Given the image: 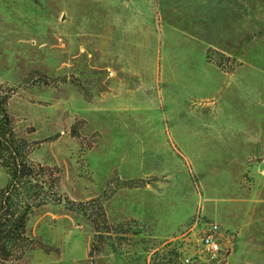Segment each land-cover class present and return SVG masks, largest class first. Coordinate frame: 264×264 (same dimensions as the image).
Wrapping results in <instances>:
<instances>
[{"label": "rangeland", "instance_id": "obj_1", "mask_svg": "<svg viewBox=\"0 0 264 264\" xmlns=\"http://www.w3.org/2000/svg\"><path fill=\"white\" fill-rule=\"evenodd\" d=\"M0 85L57 175L22 264H182L209 221L264 264V0H0Z\"/></svg>", "mask_w": 264, "mask_h": 264}, {"label": "trees", "instance_id": "obj_2", "mask_svg": "<svg viewBox=\"0 0 264 264\" xmlns=\"http://www.w3.org/2000/svg\"><path fill=\"white\" fill-rule=\"evenodd\" d=\"M5 88L0 85V167L6 175L0 186V264H22L30 243L25 221L33 207L55 194L57 175H51L49 166L27 158L28 144L14 132ZM47 174L52 176L49 181ZM102 220L106 222L104 214Z\"/></svg>", "mask_w": 264, "mask_h": 264}, {"label": "built area", "instance_id": "obj_3", "mask_svg": "<svg viewBox=\"0 0 264 264\" xmlns=\"http://www.w3.org/2000/svg\"><path fill=\"white\" fill-rule=\"evenodd\" d=\"M231 234L215 221L206 223L199 235L197 248L181 255L182 264H214L231 250Z\"/></svg>", "mask_w": 264, "mask_h": 264}]
</instances>
